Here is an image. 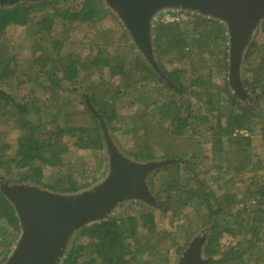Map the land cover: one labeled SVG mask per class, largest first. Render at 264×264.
<instances>
[{"label": "trees", "instance_id": "trees-1", "mask_svg": "<svg viewBox=\"0 0 264 264\" xmlns=\"http://www.w3.org/2000/svg\"><path fill=\"white\" fill-rule=\"evenodd\" d=\"M99 3L51 0L0 8V183L71 194L103 178L104 139L86 95L114 139L117 131L131 138L128 157L174 162L149 177L155 208L128 202L126 216L117 213L82 228L60 264H176L169 257L176 236L159 228V221L190 215L207 229L202 254L208 264H264V157L252 153L254 136L264 146V115L232 95L224 26L190 13L188 24L162 18L183 12L157 16L153 55L169 85ZM55 21H61L59 37L52 34ZM13 26L33 39L28 56L12 51ZM77 33L83 40L75 44ZM86 46L96 55L82 57ZM244 60L243 86L261 104L264 43L251 42ZM61 91L78 95L77 103ZM9 120L18 134L11 143L4 139ZM74 151L93 154L95 165L69 159ZM19 233L14 208L0 191V264ZM185 248L177 246V255Z\"/></svg>", "mask_w": 264, "mask_h": 264}, {"label": "water", "instance_id": "water-1", "mask_svg": "<svg viewBox=\"0 0 264 264\" xmlns=\"http://www.w3.org/2000/svg\"><path fill=\"white\" fill-rule=\"evenodd\" d=\"M51 0H0V8L21 2ZM117 16L134 46L152 70L169 80L153 55L152 28L160 13L183 12L217 20L226 31L227 83L232 95L243 101L247 92L241 82V64L246 49L264 22V0H103ZM245 92V93H244ZM83 96V95H82ZM84 102L98 120L107 157L106 173L85 190L62 194L32 183H0L2 195L13 206L20 233L3 264H60L70 241L82 228L114 215L117 207L140 202L156 207L149 177L174 159L138 162L119 150L102 117L88 97ZM203 238L194 239L181 253L178 264H208L202 254Z\"/></svg>", "mask_w": 264, "mask_h": 264}, {"label": "rangeland", "instance_id": "rangeland-1", "mask_svg": "<svg viewBox=\"0 0 264 264\" xmlns=\"http://www.w3.org/2000/svg\"><path fill=\"white\" fill-rule=\"evenodd\" d=\"M97 1H99L100 2L99 4H101V5H103L105 7V3H104L103 0H97ZM105 8H107V7H105ZM107 9L110 10L109 8H107ZM166 16H167V14H165L162 18H164ZM189 17L190 16H187L185 13H179L176 18H178L182 23L185 22V23L188 24ZM169 18H172V17L169 16ZM164 20H166V18ZM108 26H110V25L107 24V23H100L99 24V28L108 27ZM23 30L24 29H22V28H16V27L13 26V27H11L8 30V35H9V38L13 41L12 46H11L12 51L14 53H17V55H20V56H28L29 48L31 46V43H32L33 39L31 40L30 38H28L25 35V31H23ZM52 34H54L55 36H58V37L60 35H62L61 21H55V25L53 26ZM82 36L83 35L80 34V33L74 34L72 37H74L77 40L74 43L78 44L80 40H83ZM253 41L256 42L258 45H261V44L264 43V31L261 29V27L256 32V35H255V38L253 39ZM76 51H79V49L76 48ZM96 52L97 51H95V50H93V51L90 50L89 46L88 47L86 46V48H84L81 51V56L82 57L95 56ZM244 63H245V60H244V57H243L242 64H241V69H240L242 85H243V80H244V77H245L244 76L245 74H243V70H245V68L247 67V65L245 66ZM247 77H248V75L246 76V78ZM215 82H216V84H220L221 83V79H215ZM244 89L247 92V89L245 87H244ZM39 93L43 97H46L45 93L41 94V91H39ZM61 94L65 98L72 99L74 104L77 103V101H78L77 98H79L78 95L74 96V95H71V94L66 93L64 91H61ZM243 103H245L247 106H250L251 108L255 107V109L258 110L261 115L262 114L264 115V101L261 102V104H258L255 101V98L253 97V95L250 94L249 92H247V97L246 96L244 97ZM6 124L7 125H5V127H4V130H5V133H6L4 139L7 140L8 143H11L12 141L15 140V138H16V136L18 134H17V132H16V130L14 128H11L10 120ZM110 136L114 140L115 144L118 146L119 150L122 151L124 154H125L126 148L129 147L130 145H132L131 138L129 136H127V135H124V134L120 133V131H117L114 134L115 139L117 140L118 143H116V141L113 138L112 134H110ZM14 149H15V144L6 153L11 155V154H13ZM204 149L206 150V153L208 154L209 145L206 144ZM252 153L254 154L255 158L256 157L257 158H263L264 157V146H262L259 136H254L253 137ZM69 159L77 160L78 163L83 162V164L86 167L94 166L95 165V161H96V157L93 154H91L89 152H83V151H74L73 156L71 158H69ZM78 159H81V160H78ZM157 160H160V158H158ZM48 173H49V171H48V169H46L45 170L46 176L48 175ZM126 204H128V203H124L121 206L117 207L116 210L114 211V214L119 213L120 215L126 216V213L128 211L127 210L128 209V205H126ZM147 208L153 209L155 207L147 206ZM131 209H132L133 212L139 210V208L137 206H133ZM187 213L188 212H186V214ZM157 215H159V214H157ZM167 217H168V215H167ZM169 219L167 218L165 221H162V223L159 221V226L158 227L159 228H166V229L171 231L176 236V240L175 241L177 242V245L174 248H172L169 257L171 258V262H173V263L175 262L176 264H178V261H179V258L181 256V253L184 250L181 251L179 255H177L176 247L177 246H182L183 244H186V248H187V246H189V244L194 239H196L198 237L199 238L206 237L207 236V229L206 228H201L202 226L199 225L200 223L197 220V218H195V216H191V215L189 217L182 216V217H179V218L172 219L171 222L169 221ZM198 226H199V228H198ZM189 227H191L190 230H189ZM186 229H188L189 231L187 232ZM229 240L227 238H223L222 241L224 243H226V244L227 243L234 244L235 241H231V240L229 241ZM14 245H15V243H14ZM14 245H13V247H14ZM204 258L207 259L206 257H204Z\"/></svg>", "mask_w": 264, "mask_h": 264}, {"label": "built area", "instance_id": "built-area-1", "mask_svg": "<svg viewBox=\"0 0 264 264\" xmlns=\"http://www.w3.org/2000/svg\"><path fill=\"white\" fill-rule=\"evenodd\" d=\"M166 18V20H164ZM164 21H173V20H178L176 17L169 18V15L167 14L166 17L163 18Z\"/></svg>", "mask_w": 264, "mask_h": 264}, {"label": "flooded vegetation", "instance_id": "flooded-vegetation-1", "mask_svg": "<svg viewBox=\"0 0 264 264\" xmlns=\"http://www.w3.org/2000/svg\"><path fill=\"white\" fill-rule=\"evenodd\" d=\"M207 237V236H206ZM206 237H203V244L205 243V241H206Z\"/></svg>", "mask_w": 264, "mask_h": 264}]
</instances>
